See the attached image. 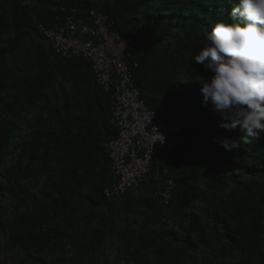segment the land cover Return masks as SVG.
Here are the masks:
<instances>
[{
	"label": "trees",
	"instance_id": "trees-1",
	"mask_svg": "<svg viewBox=\"0 0 264 264\" xmlns=\"http://www.w3.org/2000/svg\"><path fill=\"white\" fill-rule=\"evenodd\" d=\"M235 3L0 0V264H264V133L219 127L201 93L213 73L194 60ZM89 9L134 41L133 82L159 128L181 137L157 145L144 182L120 195L106 194L112 98L39 29ZM167 180L173 200L161 204Z\"/></svg>",
	"mask_w": 264,
	"mask_h": 264
},
{
	"label": "built area",
	"instance_id": "built-area-1",
	"mask_svg": "<svg viewBox=\"0 0 264 264\" xmlns=\"http://www.w3.org/2000/svg\"><path fill=\"white\" fill-rule=\"evenodd\" d=\"M26 4V3H25ZM48 45L59 56L83 57L91 64L97 85L112 98L110 123L118 129V137L106 142L104 148L113 165L116 181L106 194L120 195L144 182L150 171L153 154L163 134V145L172 141L155 123V114L141 98L133 82L132 68L127 58L135 43L117 31L107 15L94 9L87 16L67 14L57 27L39 26ZM137 66V64H135ZM174 141V140H173ZM159 194L162 203L173 199L174 183L167 180Z\"/></svg>",
	"mask_w": 264,
	"mask_h": 264
},
{
	"label": "clouds",
	"instance_id": "clouds-1",
	"mask_svg": "<svg viewBox=\"0 0 264 264\" xmlns=\"http://www.w3.org/2000/svg\"><path fill=\"white\" fill-rule=\"evenodd\" d=\"M228 19L212 27L205 46L194 56L213 73L201 78V93L204 102L210 101L221 114L220 128L231 131L242 126L249 137H259L264 133V0H236ZM163 132L172 141L164 146L181 144L180 135ZM156 134L163 145L164 135L157 129ZM213 142L227 151L240 148L235 139L214 138Z\"/></svg>",
	"mask_w": 264,
	"mask_h": 264
}]
</instances>
